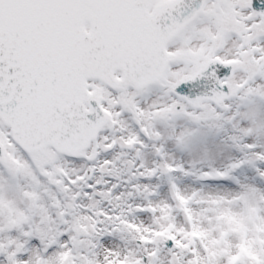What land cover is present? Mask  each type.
<instances>
[{"label":"snow or ice","instance_id":"1","mask_svg":"<svg viewBox=\"0 0 264 264\" xmlns=\"http://www.w3.org/2000/svg\"><path fill=\"white\" fill-rule=\"evenodd\" d=\"M0 264H264V0H0Z\"/></svg>","mask_w":264,"mask_h":264}]
</instances>
